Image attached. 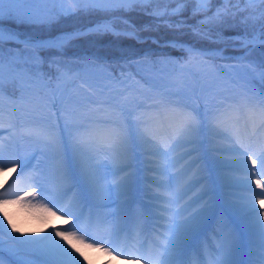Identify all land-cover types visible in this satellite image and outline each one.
Instances as JSON below:
<instances>
[{
	"label": "snow or ice",
	"instance_id": "1",
	"mask_svg": "<svg viewBox=\"0 0 264 264\" xmlns=\"http://www.w3.org/2000/svg\"><path fill=\"white\" fill-rule=\"evenodd\" d=\"M150 2L151 0H0V93L4 90L6 79L13 87L26 80L32 83L46 80L43 87L55 95L60 91L58 84L62 77L53 76L48 79L43 74L42 65L49 61L42 53L47 52L53 57H58L59 59H53L51 63L65 67L63 57L66 50L85 36L111 34L139 40L141 37L138 31L128 21H124L127 25L124 28H120L114 21L123 19V13L142 10L138 6ZM171 2L177 7L165 12L153 11L151 14L179 16L186 10V6L191 4L194 5L191 8L192 16H203L199 25L210 21L223 23L232 14L227 8H217L213 12L212 4L215 0ZM259 2L264 4V0ZM250 3H256V0H250ZM76 16H99L101 19L86 28L61 30L47 36L20 30L21 26H39L41 31L50 30L63 18ZM260 16L264 19V10H260ZM165 23L169 27L184 26L182 20H166ZM192 28L198 34L203 33V28L198 25H193ZM250 42H245L243 46L247 47ZM167 43L170 47H178L185 51L189 57L203 55L202 52L179 41ZM261 79L264 80V73L261 74ZM185 87L192 88V94L185 96L183 100L175 99V94L164 91L163 87L155 88L156 95L152 99L156 101L154 107L158 113L160 131L153 133L152 139L146 141L153 148L150 154L157 157L155 166L150 170L155 172L158 179L150 183L154 184L158 191L148 197L150 203L143 205V208L145 214H153V218L162 222L160 227L164 232L170 233V236L163 237L166 241L164 252L171 254L179 247H193L198 240L200 227L210 211L208 205L193 211L195 205L211 193L206 191L195 200L189 198V193L200 181H187L188 171L192 165L175 172L171 171L185 159L184 156L173 157V153L189 142L187 139L189 136L201 131L206 122L209 126L212 121L222 125L233 113L243 114L245 110L251 111L260 119L259 135L254 133V139H245L237 135L228 153L233 159L218 163L219 166L238 174L239 178L233 181L238 192L234 197L238 202L235 210L241 219L264 238V224L260 223L264 211L256 208L258 204L260 209L264 210V95L245 96L242 103L221 100L220 103H213L212 109L202 114L201 110L190 103L193 98L200 99L196 96L195 88L187 83ZM62 103H66L64 110L70 117L74 114V107L81 108L89 117L106 113L108 108L113 109L108 113V119L89 120L93 127L86 130L87 138L75 139L73 155L67 153L66 147L61 151V141L56 129L46 128L42 122L35 119L25 121L24 117L14 112L8 113L5 122L3 108H0V129L7 123L6 133L0 132V173L15 174L6 190L0 193V205L17 204L35 209L50 218L62 220L65 226H70L62 228L49 225L51 230L48 231L46 228L44 230L47 232L46 235L41 234L35 239H22L21 228L7 212H4V218L0 220V264H4L2 257L6 246L10 257L20 253L35 256L32 259H12L10 264H81V261L90 264L85 250L124 258L131 264L142 262L149 264V258L141 251L143 245L135 248L137 241L133 240L130 234L122 235L123 230L115 226L119 212L101 214L93 210L96 207L109 206L93 204V199L101 200L106 194L113 192L125 195L131 187L130 177L117 179L120 173L126 172L130 167L116 166L118 161L123 160L125 151L126 141L118 131L120 116L124 115L123 110L118 105L111 104H104L103 107L93 110L90 106L98 102L91 97L83 101L69 99ZM205 116L209 118L208 121H205ZM24 139L36 148L30 157L20 154L19 141ZM38 157H45L46 160L53 162L50 168L45 169ZM33 160L36 161L35 165L32 164ZM21 185L23 187L19 188ZM46 185H51L52 189ZM252 185H255V188ZM4 186L0 183V187ZM69 193L73 194L72 198L65 203ZM29 198L36 203L30 202ZM85 208L88 209L87 213ZM93 230L102 231L106 235L103 239L96 240L91 235ZM122 239L131 246L128 251L118 247ZM226 247V241H222L220 253ZM165 264L175 262L166 257ZM208 264L235 262L226 256L223 259L210 257Z\"/></svg>",
	"mask_w": 264,
	"mask_h": 264
},
{
	"label": "bare ground",
	"instance_id": "2",
	"mask_svg": "<svg viewBox=\"0 0 264 264\" xmlns=\"http://www.w3.org/2000/svg\"><path fill=\"white\" fill-rule=\"evenodd\" d=\"M255 40L256 37L248 38L245 42H254ZM190 47L198 52H202L203 55L198 56L201 58L216 56L220 53L215 50L204 51L196 49L192 45ZM188 72V70H185V73H182V75L177 74L176 77L174 76L170 87L165 90L175 94L174 98L177 100H183L185 96H191L192 94V88L185 87V83L192 85L193 88L197 85L199 92L196 96L198 97H201L205 91L207 78L204 76L200 77L201 79H198L194 83ZM155 95L156 93H151L147 96L135 93V97L132 98V92L125 91L124 95L118 96L113 101L124 113V115L120 116V128L118 131L126 141L124 158L122 161H118L116 166L130 165L127 171L120 173L117 179L130 177L131 187L125 195H118L113 192L106 194L101 200L93 199V204L109 205L108 207H96L93 210L101 214L119 212L120 214L117 215L115 220V226L123 230L122 235L130 234L133 240L137 241L134 245L135 248H140L143 245L141 251L149 258V264H165L166 257L173 260L175 264H208L210 257L223 259L225 256L234 261L235 264H264V238H261L256 229L241 219L235 210V205L238 202L234 197L238 192L233 181L238 179L239 176L237 173L219 166L218 163L233 159L228 153L237 135L245 139H254V133L259 135L258 130L261 121L249 110H245L243 114L233 113L222 125H218L215 121H212L211 126H209L206 122L201 131L189 136L187 138L189 142L177 148L176 152L173 153V157L184 156L186 158L180 161L175 171L192 165L188 171L187 181H200L189 193V198L195 200L206 191L211 193V195L204 196V199L195 205L193 211L204 208L205 205L209 206L210 211L200 227L198 240L193 247H179L171 254L164 252L166 241L163 237L170 236V233L164 232L160 227L162 222L153 218V214H145L143 208V205L150 203L148 197L153 195L150 193L158 191L155 185L150 183V181L158 178L146 174L147 170L155 166L154 162L157 160V157L150 154L153 151L152 145L146 143L147 140L152 139L153 133H159L160 131L159 117L154 107L156 101L152 99ZM245 96L239 92L216 88L210 93L207 101L209 107L204 112L211 110L213 103H220L221 100L242 103ZM85 99L87 97L83 98L82 101ZM195 100L193 98L190 101L193 107ZM92 109L95 110V108ZM112 111L113 109L108 108L106 113L89 117L86 113H83L81 108H77L72 115L74 124L73 129L70 131L64 127L61 132H58L56 124H51L50 119H45L43 125L46 128L56 129L61 141V151L66 147L67 153L73 155L75 139L77 137L87 138L86 130L93 127L89 123V120L108 119V113ZM208 119L205 116V121H208ZM131 126L136 132L134 137L129 133ZM62 134H64L65 142H62ZM187 159L189 160L187 161ZM14 176L15 174L11 173L0 174V183L5 185L4 187H0V193L6 190L7 185L11 183V179ZM110 183L114 182L110 181ZM20 187H23V185ZM252 187L255 188V185H252ZM193 194L194 196H192ZM72 195V193L68 194L65 203L72 198ZM52 198L50 197V199ZM209 202L211 203L209 204ZM6 207L8 205H0L1 209H5ZM256 208L264 211L260 209L258 204ZM84 210L87 213L88 209L85 208ZM234 218L238 219L233 220ZM13 221L21 228L23 233L22 239H35L39 238L41 234L46 235L47 232L44 230L48 228V231H50L49 225L62 228L70 227L65 226L62 220L50 218L45 213H42V216L36 220H28L27 228L17 220L13 219ZM260 223L264 224V216L260 218ZM18 235L20 234L18 233ZM91 235L94 239L101 240L106 234L102 231L93 230ZM222 241H226L227 247L220 253ZM118 247L128 251L131 246L126 244L122 239ZM85 254L88 256L90 264H96L98 260L102 261L101 264H131L127 259L115 258L114 256H108L102 252L93 250H85ZM81 264H84V262L81 261Z\"/></svg>",
	"mask_w": 264,
	"mask_h": 264
},
{
	"label": "rangeland",
	"instance_id": "3",
	"mask_svg": "<svg viewBox=\"0 0 264 264\" xmlns=\"http://www.w3.org/2000/svg\"><path fill=\"white\" fill-rule=\"evenodd\" d=\"M238 1H240L239 4L227 7L232 13L230 21L251 22L255 18V11L253 13V8L252 11H249L243 0ZM262 9L263 4H260L259 10ZM76 19L77 16L65 17L50 30L45 29L41 31L39 30V26H21L20 30L32 32L34 35L51 33L56 29L76 24L78 22ZM166 20L173 21L167 18L164 22ZM124 21L125 19H117L114 23L119 25V27H124ZM231 24L233 22L228 23V25ZM195 25L203 28L202 34L193 31V28L188 29L186 27L178 32V34L184 35L189 44L194 46L202 43H219L222 45V48L227 43H232L230 46L238 47L243 46L245 39L248 37L255 36L264 39V22L256 28L251 36L245 33L225 36L222 34L220 28L225 24L217 21H210L203 25H199L198 22ZM120 54L117 56L101 54L91 44L78 42L72 44L66 50V55L63 57V63L66 66L59 67L51 63L53 59H59L58 57H53L47 52L42 53V56L46 57L49 61L42 65L43 74L48 79H51L53 76L62 77L58 84L60 91L53 95L51 90L44 88L43 84L47 82L46 80L37 83L26 80L22 84L17 83L13 87L6 79L4 90L0 93V108H3L5 122L8 119V113L13 112L24 117L25 121L35 119L42 123L45 116L56 115L55 120H58L60 116L58 124L61 130L65 127L70 131L73 129L74 121L72 116L70 117L64 110L66 103H62V101L67 102L69 99L82 101L85 97H91L98 102L95 105H91V108L97 109L103 107L104 104L115 105L113 102L115 98L124 95L125 91H131L132 98L135 97V93L143 96L156 93L155 88L163 87L165 91L170 87L174 76L176 77L177 74L182 75V73H185V70L189 71L188 75H190L194 83L198 79H201L200 77L204 76L207 78L204 93L199 100L193 102L194 107L201 110L202 114L207 109L204 106L208 103L210 93L216 88L239 92L246 96L264 95V80L261 79V74L264 73V49L257 47V44H249L247 47L243 46L239 54L244 57L240 59L232 56H227L226 58L189 57L186 53L175 56L169 54L167 49L151 47H145L139 55L136 54V50L126 47L120 50ZM164 61H171V63ZM176 61H182L184 64L182 65L180 62L176 63ZM194 88L196 94H198L199 88L197 85ZM77 108L74 107L73 112ZM6 131L7 123H5L3 129H0V132L6 133ZM129 133L132 137L136 134L132 126L129 129ZM19 151L22 156L27 155L30 157L36 151V148L27 139H24L19 141ZM38 159L45 169H49L53 163L46 160L45 157H38ZM32 164L35 165L36 161L33 160ZM176 169H172L171 171L174 172ZM146 174L148 176H156L155 172L151 170H147ZM46 186L52 189L51 185ZM156 192H151V195L156 194ZM29 199L30 202L36 203L35 200ZM4 212H7L12 219L19 221L26 228L28 220H36L42 216V212L40 211L17 204H10L5 209L0 208V220H3ZM13 235H18V233H13ZM32 258H35L34 254L25 253L10 257L7 246L2 257L4 264H10V260L12 259ZM101 263L102 261L99 260L96 262V264Z\"/></svg>",
	"mask_w": 264,
	"mask_h": 264
},
{
	"label": "trees",
	"instance_id": "4",
	"mask_svg": "<svg viewBox=\"0 0 264 264\" xmlns=\"http://www.w3.org/2000/svg\"><path fill=\"white\" fill-rule=\"evenodd\" d=\"M227 2H230L231 0H225ZM224 0H215V2L212 4V11L214 12L217 8H219L218 6H220L221 4H223ZM156 4H162L161 7L171 10L175 7H177V5L169 0L163 1V0H151L150 3L148 4H144L141 6H138L140 9L142 10H137V11H131V12H127V13H123V16H126L127 18H129L135 25H138L139 23H149L153 20H155L157 18L156 15L151 14L154 11V6ZM194 7V5H187L186 6V10L183 11L179 16H185V17H189V21H199V18L203 17L202 15H197L196 17H193L191 14V8ZM261 19L256 20L255 24L260 22ZM253 28V27H252ZM243 30H249L252 31L251 29H245L242 27H236V28H230V29H226L225 32H234V31H243ZM139 35H153L156 36L159 40H166V39H171V38H178L176 35L171 34L170 31L166 30L165 32L161 31V29H141L138 31ZM91 37H97V36H90ZM107 37H110L114 40H117L119 42L120 45L125 46V45H130L131 47H135V48H141L142 46L145 45H150V46H155L153 43L146 41L143 43H137L135 42L132 38L129 37H113L111 35H103V36H99V40H98V45L101 48V51L103 53H111L113 51H116L115 48H109L107 47L105 44L108 40ZM84 38L80 39L83 40ZM109 43V42H108ZM107 43V44H108Z\"/></svg>",
	"mask_w": 264,
	"mask_h": 264
}]
</instances>
